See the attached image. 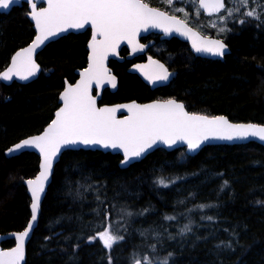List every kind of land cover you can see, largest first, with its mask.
Returning a JSON list of instances; mask_svg holds the SVG:
<instances>
[{"label":"trees","instance_id":"obj_1","mask_svg":"<svg viewBox=\"0 0 264 264\" xmlns=\"http://www.w3.org/2000/svg\"><path fill=\"white\" fill-rule=\"evenodd\" d=\"M248 1L225 21L224 34L204 28L228 45L223 61L196 57L172 38L156 52L176 72L167 86L150 90L127 72V63L114 62L118 89L105 90L101 102L170 98L191 113L264 125V0ZM172 4L197 14L191 18L203 26L211 19L199 12L197 0ZM149 5L171 10L164 3ZM230 5L226 0V9ZM253 9L256 15L248 16ZM27 14L26 4L0 13V71L35 35ZM89 37L86 31L47 44L37 58L41 73L29 84L0 81V234L25 229L30 197L23 182L39 164L34 153L7 158L4 152L52 120L64 80L74 82V71L86 66ZM120 160L100 151L61 155L24 264H264V146H207L193 157L185 148H158L126 169ZM185 225L190 231L181 232ZM105 229L123 237L110 249L98 238ZM13 244L8 240L2 247Z\"/></svg>","mask_w":264,"mask_h":264},{"label":"snow or ice","instance_id":"obj_2","mask_svg":"<svg viewBox=\"0 0 264 264\" xmlns=\"http://www.w3.org/2000/svg\"><path fill=\"white\" fill-rule=\"evenodd\" d=\"M13 2L14 0H0V9H8ZM28 3L32 9L30 15L35 21L37 35L29 47L16 52L11 65L6 71L0 72V78L10 80L16 76L21 80H27L34 76L38 70V65L33 59L36 50L49 37L68 29H82L90 24L92 38L88 47L91 51L88 67L80 73L81 79L74 86L68 85L61 93L63 107L56 112V118L43 134L25 139L14 148L8 149L11 153L31 146L39 149L43 159L40 174L34 180L26 181L32 195L31 220L24 231L16 234V246L9 251H0V264H20L23 260L25 238L37 219L44 182L52 168L53 157L64 146L82 143L119 148L123 150L124 159L121 163L124 164L132 157H139L158 141L171 145L182 140L187 143L190 150L199 148L202 141L210 136L228 140L234 137L255 136L264 141V127L252 124L233 125L222 116L209 119L206 116L189 114L184 110V105L175 100L146 105L136 103L121 105L119 108H125L129 113L122 120L116 119V112L119 110L117 107H96V100L90 95L92 84L95 82L99 87L105 78L113 87L116 83L115 77L108 76L104 67L108 53H114L122 40H127L133 45V51L142 49L143 45L135 43V37L142 27H162L166 33L175 30L182 35L190 33L191 29L185 30L184 25L174 16L168 17L143 0H47L48 6L39 11L36 10L37 6L33 0H28ZM239 3L246 6L248 0H239ZM200 8L216 12L224 8V3L223 0H200ZM247 15L255 16V9L247 12ZM171 25L176 27L173 29ZM193 47L197 52H211L222 56L226 46L220 41L199 45L194 40ZM157 67L159 72L155 79L167 80L170 73L164 65L158 64ZM160 183L164 184L163 180ZM165 219L172 220L174 217L167 216ZM207 219L211 220L212 217ZM187 231H190V228L185 225L181 232ZM98 238L104 247L109 249L123 239L111 234L109 229L99 232ZM144 259L147 261V257ZM135 264H141V261L136 260ZM164 264H167V261Z\"/></svg>","mask_w":264,"mask_h":264},{"label":"water","instance_id":"obj_3","mask_svg":"<svg viewBox=\"0 0 264 264\" xmlns=\"http://www.w3.org/2000/svg\"><path fill=\"white\" fill-rule=\"evenodd\" d=\"M33 3L36 4V6H37L36 10L37 11H39L41 8H46L48 6L47 0H33ZM223 3H224V8H222L219 11H216V12H210V11H206L203 8H200V0H197V6H198L200 12L205 17L216 16V15H219L221 12H223L225 10V7H226L225 0H223ZM24 4H26L27 7H28L27 18L32 24V27H33V29L35 31V35H34L32 41L28 45H26L25 47L17 50L16 52L21 51L22 49L29 47L31 45V43L33 42V40L35 39L36 35H37V29H36V26H35V21L31 18V15H30V12H31L32 9L30 7V4L28 3V0H14V2L10 5V7L8 9H0V13L7 14V13H9L12 10V8L21 7ZM150 7H152V6H150ZM152 8L158 10L159 12L165 13L168 17H173L174 16L176 18V20L180 21L184 25V29L185 30L186 29H191V32L188 33V34L182 35L180 32H177L175 30H172V31H169V32L166 33L162 27H152V26H149L147 28H143L142 27L140 29V31L137 33L136 37H135V43L137 45H143L142 49L138 48L136 51H133V45L129 44L127 40H122L120 42L119 46L116 48V51L114 53L113 52H109L108 53V55H107V57H106V59L104 61V67L107 69V75L108 76H114L115 77V81H116L115 87H113L112 84L108 82L107 78H105L104 83L101 84L99 87L96 86L95 82L92 84V86L90 88V95H92L95 98L96 107L97 108L117 107L119 110L116 112V119H118V120L125 119L129 115L127 109L119 108V106H121V105H128V104H132V103H136V104H139V105H146V104H152V103H163V102L167 101V100H153V101H149V102H145V103H140V102H137V101H126V102H120V103H115V104H106V105H100L99 104L101 99H102L103 92L105 90H108L110 93H114L118 89L119 79L116 76V74L114 73L113 69L110 67V62L111 61H117L119 63H123L126 60H132V59H134V58H136V57H138L140 55H143L144 52L148 48H150L152 45H154V43H155L154 41H150L147 44H142L140 42V38L141 37L153 34V35H159L160 40H170L172 38H176V39L180 40L181 42L186 43L188 45V47H189L190 52L194 56L202 58V59L223 61L224 57L230 53V49H229L228 45L222 39L217 38V37L205 36L201 32H199L198 30H196L195 28L190 26L182 18H180V17H178L176 15H171V14H169V13H167V12H165V11L159 9V8H155V7H152ZM171 27L174 29L176 27V25H171ZM86 31L90 32V37H89V39H88V41L86 43V46H85L86 51H87V56H86L87 63H86V66L84 68L76 69L74 71V74L76 76V80L73 83H70L67 79L64 80V87L61 90V92L58 94V97H57L58 108L53 113L52 120H54L56 118V115H55L56 112L61 107H63V101L60 98L61 93L65 90L66 87H68V85H73L74 86L81 79L80 73L82 71H84L89 65L88 57L90 55V51L91 50L88 47V45H89V43L91 41V38H92V28H91L90 24L86 25L82 29H68L66 31L57 33L55 36L49 37L48 40H46L44 42V44H42L40 46V48H38L36 50V52L34 53V55H33V59L36 62V64L38 65V70H37V72H36V74L34 76L29 77L27 80H21V79H19L16 76L12 77V79H10V80H4V79L0 78L1 83L4 84V85H11L13 83L25 85V84H29L32 81L36 80L39 77L40 73H41V65L39 64V62L37 60L38 54H39L40 51H42L44 49V47L47 44H49L51 42H54V41H57L58 39H60V38H62L64 36H67L69 34H83ZM194 40L199 45H209V44H211V42L220 41L226 46L225 49H224V54L221 56V55H214L211 52H204V51L197 52L195 50V48L193 47V41ZM123 47H125L129 51V53L125 57H121L120 56V51H121V49ZM16 52L11 56V58L9 60V63L4 68V70H2L1 72L6 71V69L11 65L12 57L16 54ZM153 61H155L156 63L155 64L152 63ZM158 64H163L164 68L167 69V71L170 73L169 78L167 80H157V79H155V76L159 72V69L157 67ZM128 72L130 74L136 75L151 90L157 89L159 87L167 86L176 76V72L169 71V69L165 66L164 63L160 62L157 59H153V58H151L149 56H148V58H147V60L145 62L137 63V64L132 65L128 69ZM149 77H152V79H149ZM94 92H95V94H94ZM168 100H175V99H168ZM175 101L177 103L183 104L182 102H180L178 100H175ZM184 110L186 112H188L189 114L201 115V114H196V113L189 112L185 108V106H184ZM201 116H205V115H201ZM206 117H208L209 119L213 118V117H209V116H206ZM216 117H221V116H216ZM222 117L226 118L228 120V122L230 124H233V125H249V124H252V125L259 126V127H264V125H262V124H256V123H252V122H238V123H235V122H231L226 116H222ZM52 120L42 129V131L40 133L25 137V138L19 140L18 142L12 144L11 146H9L8 149L14 148V146L16 144L21 143L25 139H30V138H32L34 136L43 134L45 129L49 126V124H51ZM248 143H256V144H259L261 146H264V141L260 140L259 137H255V136L234 137L231 140L220 139V138H217V137L210 136L207 140L202 141L200 147L197 148L196 150H190L188 148V146H187V143L185 141H182V140H178V141H176V143L171 144V145H168V144H165V143H163L161 141H158L151 148L146 149L145 152L142 153L139 157H132L129 162L124 163V164L121 163V161L124 159L123 150L119 149V148H116V149H113V148H110V147L109 148H105V147H102L101 145H98V144L84 145L82 143H77L75 145H68V146L62 147L61 151L58 152L55 157H53L52 168L50 170L48 179L44 182V191L41 193L40 208H39L38 213H37V219H36V221L33 222V227L29 231V235L25 238V242H24V258H23V260L20 261V264H24L25 261H26V258H27V246H28L29 240L32 237V233H33L34 229L36 228V226L38 224L39 215H40V212H41L42 201H43V199H44V197L46 195L48 186L50 185V183L52 181L54 168H55L56 164L59 162V160L61 158V155L65 151H68V150H72V151H75V150H87V151H100V152H103V153H110V154H114V155H119L121 157V160H120V163H119V167L122 168V169H126L130 165L141 161L148 154L152 153L153 151H155L158 148L164 149L166 151H173V150H177L179 148H185L186 154L188 156H190V157H193V156L197 155L203 148H205L207 146H218V145L233 146V145H246ZM8 149H6L5 152H4V155L7 158L18 156V155H20L21 153H24V152L34 153L39 158L38 171H37V173H36V175L34 177L29 178V179H33L34 180L40 174V171H41L40 165H41L43 157H42L39 149L31 147V146H27V147H24L22 149L13 151L11 153L8 151ZM29 179H26L23 182V184H24V186L26 188L27 194L30 197V204H29L30 218L28 220V223L31 220V215H32V211H31L32 195H31V191L29 190V186L26 183V181L29 180ZM28 223H27L25 228H27ZM18 233H20V232H14V233H8V234H0V251H9L12 248H14L16 246V243H17L16 234H18ZM8 240H13L14 241V245L12 247H10V248H3L2 244L4 242L8 241Z\"/></svg>","mask_w":264,"mask_h":264},{"label":"rangeland","instance_id":"obj_4","mask_svg":"<svg viewBox=\"0 0 264 264\" xmlns=\"http://www.w3.org/2000/svg\"><path fill=\"white\" fill-rule=\"evenodd\" d=\"M143 1L148 3V4H152V2H156L158 4L164 3L166 6H170L172 3H176V2H179L181 0H171V3H169V0H143ZM249 3L250 2L248 1L247 4H249ZM239 6H241V4L239 3V0H231V5L229 8L226 9V14L223 16L211 17L210 20H207L206 22H204L205 26H203V23L201 22V20L196 21L193 18H191V16L196 18L197 14L190 15L189 13L185 12L183 8H180L176 4H172L170 7L171 10L166 11V12L182 18L184 21L188 22L193 28H195L196 30H198L199 32H201L204 35H206L204 32L205 27L213 28L218 32V34L221 35V34H224L223 25L225 24V21H227L229 18H231L233 16L234 11L236 9H238ZM229 10H231V14H229ZM221 29H223V31H221ZM216 37H219V36H216Z\"/></svg>","mask_w":264,"mask_h":264},{"label":"flooded vegetation","instance_id":"obj_5","mask_svg":"<svg viewBox=\"0 0 264 264\" xmlns=\"http://www.w3.org/2000/svg\"><path fill=\"white\" fill-rule=\"evenodd\" d=\"M150 41H154L155 43H154V45H152L150 48H148L145 52H144V54L143 55H140V56H138V57H136V58H134V59H132V60H126V61H124L123 63H127V65H128V68L126 69L127 70V72H128V69L132 66V65H134V64H137V63H142V62H145L146 60H147V58H148V56L149 57H151V58H153V59H157V60H159L160 62H162V63H164L162 60H160L157 56H156V52L158 51V50H160V48H161V46L163 45V44H165L164 42H166V41H168V40H160V37H159V35H153V34H150V35H147V36H144V37H141L140 38V42L142 43V44H147L148 42H150ZM123 53H124V55H123ZM129 53V51L125 48V47H123L122 49H121V51H120V56L121 57H125L127 54ZM114 62H117V61H111L110 62V64H113ZM117 63H119V62H117ZM165 66H166V64H165ZM167 67V66H166ZM169 69V68H168ZM170 71V70H169ZM115 73V72H114ZM129 73V72H128ZM116 74V73H115ZM76 80V79H75ZM149 88V87H148ZM150 89V88H149ZM151 90V89H150ZM155 90V89H154ZM109 92V91H108ZM94 94H95V92H94ZM167 99H170V98H167ZM167 99H154V100H167ZM102 100V99H101ZM151 101H153V100H151ZM149 102V101H148ZM116 103H119V102H116ZM140 103H142V102H140ZM143 103H145V102H143ZM100 105H106V104H104V103H102L101 101H100V103H99ZM110 104H115V103H110Z\"/></svg>","mask_w":264,"mask_h":264}]
</instances>
